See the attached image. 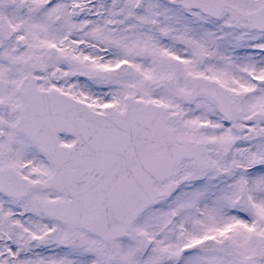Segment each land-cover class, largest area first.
<instances>
[{"label": "snow or ice", "instance_id": "1", "mask_svg": "<svg viewBox=\"0 0 264 264\" xmlns=\"http://www.w3.org/2000/svg\"><path fill=\"white\" fill-rule=\"evenodd\" d=\"M0 264H264V0H0Z\"/></svg>", "mask_w": 264, "mask_h": 264}]
</instances>
